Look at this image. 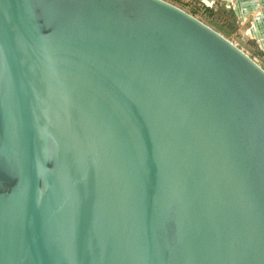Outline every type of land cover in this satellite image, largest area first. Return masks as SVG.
Returning a JSON list of instances; mask_svg holds the SVG:
<instances>
[{
    "label": "water",
    "instance_id": "obj_1",
    "mask_svg": "<svg viewBox=\"0 0 264 264\" xmlns=\"http://www.w3.org/2000/svg\"><path fill=\"white\" fill-rule=\"evenodd\" d=\"M0 264H264V69L163 0H0Z\"/></svg>",
    "mask_w": 264,
    "mask_h": 264
},
{
    "label": "rangeland",
    "instance_id": "obj_2",
    "mask_svg": "<svg viewBox=\"0 0 264 264\" xmlns=\"http://www.w3.org/2000/svg\"><path fill=\"white\" fill-rule=\"evenodd\" d=\"M198 19L236 45L264 69V51L247 34L252 16L241 21L221 0L207 5L204 0H163Z\"/></svg>",
    "mask_w": 264,
    "mask_h": 264
},
{
    "label": "bare ground",
    "instance_id": "obj_3",
    "mask_svg": "<svg viewBox=\"0 0 264 264\" xmlns=\"http://www.w3.org/2000/svg\"><path fill=\"white\" fill-rule=\"evenodd\" d=\"M205 1V3L207 4V5H211L212 3H213V0H204ZM233 3H234V1H232L231 3H228L229 5H228V8H230L231 9V7L232 6H234V7H236V5H233ZM260 10H261V7H259V9L258 10H256L255 12H252L251 13V16H253V18L260 12ZM241 21H245L246 19H247V14H244V13H242V14H240V15H238L237 16ZM247 34L249 35V37H251L250 36V27L248 28V30H247ZM251 38H253V37H251ZM254 39V38H253ZM257 45L259 46L260 45V43H259V41L257 40ZM260 47V46H259Z\"/></svg>",
    "mask_w": 264,
    "mask_h": 264
}]
</instances>
